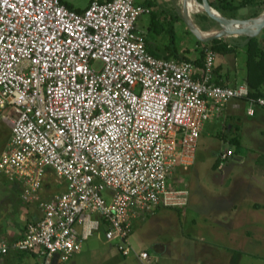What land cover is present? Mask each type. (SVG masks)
<instances>
[{
    "label": "built area",
    "instance_id": "2783aa9c",
    "mask_svg": "<svg viewBox=\"0 0 264 264\" xmlns=\"http://www.w3.org/2000/svg\"><path fill=\"white\" fill-rule=\"evenodd\" d=\"M150 12L135 0H90L80 11L62 0H0V119L10 131L0 175L21 181L22 200L42 212L23 237H0V264L9 248L61 264L101 229L122 256L156 264L131 243L133 220L187 204L172 176L194 163L207 121L231 102L248 116L264 108L245 81L215 83L208 46L200 64L150 53L137 30ZM48 169L66 188L42 199Z\"/></svg>",
    "mask_w": 264,
    "mask_h": 264
},
{
    "label": "crops",
    "instance_id": "0c3cea01",
    "mask_svg": "<svg viewBox=\"0 0 264 264\" xmlns=\"http://www.w3.org/2000/svg\"><path fill=\"white\" fill-rule=\"evenodd\" d=\"M62 1L68 7L80 11L90 0H87L83 8L74 7L70 0ZM160 1L141 0L138 4H150L156 15H159V10L163 15L167 5H174L173 0ZM159 37L162 38L161 35L156 38ZM157 39L150 38L146 47L150 53L161 55L164 51L160 49L165 45L158 47ZM241 43L242 41L239 46ZM238 49L241 50L242 47ZM217 74L215 78L224 85L234 86L244 81V74L236 73L232 82H228L231 78L225 70ZM232 103L217 118L207 121L200 135L201 138L204 133L210 140L201 150L199 158H207L205 165L209 166L210 172H216L213 179L218 183L219 189H215L214 184L209 182L197 184L199 177L195 173L189 184V197L185 206L159 207L152 214L133 220L131 243L150 254L148 248H151L156 264H264V108L257 107L254 114L248 116L243 104L235 108ZM253 123L259 126L255 132L249 131ZM9 135L8 132L4 137V145ZM233 135L238 137L237 143L229 141ZM245 135L253 140L248 143L246 139L243 142ZM215 137L216 141L213 140ZM209 141L217 145L214 146ZM223 151H231L232 154L222 161L219 155ZM176 178L178 175L174 171L172 181ZM51 179L57 178L48 169L39 190L42 199H48L66 188L64 180L59 187L54 188V181ZM0 180L3 182L0 183L1 188L7 195H11L0 203V237L11 243L21 238L26 224L40 219L42 212L38 202L22 200L21 181H9L3 175H0ZM203 183L204 190L193 191L194 187L200 189ZM224 186L226 190L223 189ZM146 226L152 228L144 230L141 237L136 239L135 232L140 233ZM80 252L81 249L77 253ZM134 259L137 264H141L136 257ZM1 264H38V257L33 251L9 248L2 256Z\"/></svg>",
    "mask_w": 264,
    "mask_h": 264
},
{
    "label": "rangeland",
    "instance_id": "374dc122",
    "mask_svg": "<svg viewBox=\"0 0 264 264\" xmlns=\"http://www.w3.org/2000/svg\"><path fill=\"white\" fill-rule=\"evenodd\" d=\"M70 1L72 2L74 7H78V8L85 7V5L87 3V0H70ZM135 1H136V3H141V0H135ZM161 1H163V0H161ZM194 1L197 2L199 5H201V7H202V4L200 2H198V0H194ZM213 1L218 2V0H213ZM241 1H247V0H232V3L238 4ZM171 6H172V4H171ZM171 6L167 5V7L164 8V11L169 12V10H171V8H172ZM262 9H264V0H248L247 5H245L244 7H240L237 10L229 11L228 13L232 14L236 18L238 17L239 18L238 20H241V19L249 18L256 11L262 10ZM176 10L179 11V8L176 7ZM158 16H159L160 20L163 21L164 16L162 14H160V10H159ZM149 22H150V15L149 14L141 15L137 21V30L144 32L146 34ZM215 28L218 29L217 26H215ZM261 33H263V35H264V28L260 31V33L257 36H259ZM161 36H162V38L161 37H159L158 39L156 38L158 47H163L164 45H167V43H169L168 42V36H164L162 34H161ZM196 40H197V38L189 30V28L186 26V24H183V22L178 21L177 24L175 25V38L173 41L174 42L173 46L176 47V49L179 51V53L180 54L181 53L182 54L187 53L188 56H191V57H195L196 54L197 55L200 54L199 51H200L201 45L196 43L197 42ZM160 50L165 51L164 48H162ZM243 59H244V52H243V50H239L238 48L235 50H232L230 52L219 53L217 55V59H216L217 61H216L215 69H214V74L216 75L217 73L218 74L220 72L222 73V71L225 70V72L228 74L229 78H231V80H229L228 82H230V81L232 82L233 77H235L237 74L238 75L244 74V72H245V64H244L245 62ZM237 79H240V77L237 76ZM258 129H259V126L255 123H253L250 126L249 131L255 132ZM8 131H9L8 126L6 125L5 122H3L0 119V150L2 149V147H4L3 146L4 145V137L7 135L6 133ZM246 139H247L248 143H249V141L253 140V139H250L247 135H245V137L242 138L243 142H246ZM208 140H210V139H208V137H206V135H204V133H203L201 138H200V141H199V147H198V151H197V159H196L194 166L192 168H188L187 170H182L180 167H176L174 169V171H176V173L178 175V178H176V180H173L171 182V184L173 186L185 187L188 190H190V186H189L190 181L195 176V173H197V176L199 177L197 184H198V182H204V183L209 182L211 184H214L215 189H217V190L219 189L218 183L215 182L213 179V174H216V172L215 171H214V173L210 172L209 166L205 165V164H207V158L205 160H203L202 158H199L201 153H202L201 150L206 146ZM213 140L216 141V137ZM209 142L212 143L214 146L217 145V143H214L211 141H209ZM56 178L57 179H55V180L51 179L54 181L53 182L54 188L59 187L64 182L63 179L58 180V177H56ZM1 180H0V183H3L2 181H4V180H2V181ZM48 182H51V181H48ZM204 183L201 185L200 189L194 187L193 191L196 192L198 190H204V186H203ZM223 189L226 190V187L224 186ZM4 193H6V195H3ZM6 196L11 197V195H7V192L4 189H2L1 185H0V203L2 202L3 199L4 200L6 199ZM105 196L107 199L109 198V196L107 194H105ZM147 228H152V226H146L143 230L142 229L140 230V233H139V231H136L134 234L135 238L138 239V237H141L142 233ZM100 233L101 234L99 236L95 233L94 235H91L90 237H88V239H86L82 243L81 252L75 253L69 260L62 262L61 264H111V263L112 264H118V263L119 264H122V263L137 264L132 255L122 256L119 253V251L117 250V248L115 246H113L114 245L113 242H112L113 245H110V242L108 243V241L105 240L103 229L100 230ZM146 247H148V246H146ZM148 250L152 254V249L148 248ZM111 257L113 258V260H110ZM153 259L156 262L155 256H153ZM169 264H172V262H170ZM260 264H263V263H260Z\"/></svg>",
    "mask_w": 264,
    "mask_h": 264
},
{
    "label": "trees",
    "instance_id": "16d2710c",
    "mask_svg": "<svg viewBox=\"0 0 264 264\" xmlns=\"http://www.w3.org/2000/svg\"><path fill=\"white\" fill-rule=\"evenodd\" d=\"M248 1V0H247ZM247 1H241L238 4L232 3V0H208L209 4L218 10L226 18H236L229 11L237 10L240 7L247 5ZM150 7V4H145ZM172 4L171 10L163 14V21L160 20L159 16L154 12H150V22L145 34V42L147 43L150 38L156 39L159 35L168 36L167 45L164 47V53L161 55L153 54L156 57L163 58H174V59H185L193 60L195 63L200 64L203 56V49L205 46L213 49L217 55L219 53L230 52L239 47L244 52V81L249 88V95L252 97L264 96V35L261 33L259 36L247 37V36H228L226 38L213 39L207 42L196 40L200 47V54H196L195 57L188 56V54H180L176 47L173 46L175 38V25L178 21L183 22L180 16V12L176 10V7ZM70 8V7H69ZM151 8V7H150ZM263 10V11H262ZM256 11L251 17H255L262 12L264 9ZM79 11V10H78ZM238 18V17H237ZM193 21L198 25L201 30H207L214 26V20L204 12H196L193 14ZM183 24H185L183 22ZM242 41L241 46H239ZM218 75V74H217ZM215 77V74H214ZM215 83L222 84L218 78H214ZM10 133V131H8ZM8 132L6 134H8ZM237 143L238 137L233 135L230 140ZM222 153V152H221ZM23 237V236H22Z\"/></svg>",
    "mask_w": 264,
    "mask_h": 264
},
{
    "label": "water",
    "instance_id": "95a60500",
    "mask_svg": "<svg viewBox=\"0 0 264 264\" xmlns=\"http://www.w3.org/2000/svg\"><path fill=\"white\" fill-rule=\"evenodd\" d=\"M202 4V11L206 13L209 17H211L214 20V25L217 26L218 30L209 36H201L196 29H200L198 25L193 21V18L189 15V17L184 13V10L182 13H180L181 19L186 24V26L189 28V30L195 35V37L202 41L207 42L213 39H220L225 38L228 36H247V37H254L257 36L260 31L264 28V12L261 14L247 18V19H241L244 22H249L257 17H259V20L257 24L254 27H240V26H232L228 24L229 20H238L239 18H226L224 17L218 10H216L214 7H212L208 0H198Z\"/></svg>",
    "mask_w": 264,
    "mask_h": 264
},
{
    "label": "bare ground",
    "instance_id": "6f19581e",
    "mask_svg": "<svg viewBox=\"0 0 264 264\" xmlns=\"http://www.w3.org/2000/svg\"><path fill=\"white\" fill-rule=\"evenodd\" d=\"M173 3L177 8H179V11L181 13L184 10V13H186L188 17L190 15L191 18H193V14H195L196 12L202 11L201 5H199L194 0H173ZM258 20L259 17L249 22L248 21L244 22L243 20H229L228 24L232 26H240V27H254L257 24ZM196 30L201 36H209L214 34L218 29H216L215 27H210L207 30H201V29H196Z\"/></svg>",
    "mask_w": 264,
    "mask_h": 264
}]
</instances>
